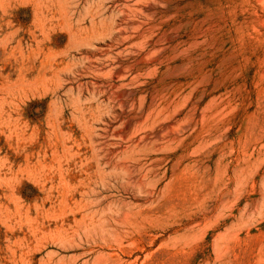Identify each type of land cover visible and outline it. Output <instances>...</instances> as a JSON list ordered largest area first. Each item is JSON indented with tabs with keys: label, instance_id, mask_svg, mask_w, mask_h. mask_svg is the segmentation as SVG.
I'll return each instance as SVG.
<instances>
[{
	"label": "rangeland",
	"instance_id": "rangeland-1",
	"mask_svg": "<svg viewBox=\"0 0 264 264\" xmlns=\"http://www.w3.org/2000/svg\"><path fill=\"white\" fill-rule=\"evenodd\" d=\"M263 6L0 0V264H264Z\"/></svg>",
	"mask_w": 264,
	"mask_h": 264
},
{
	"label": "bare ground",
	"instance_id": "bare-ground-1",
	"mask_svg": "<svg viewBox=\"0 0 264 264\" xmlns=\"http://www.w3.org/2000/svg\"><path fill=\"white\" fill-rule=\"evenodd\" d=\"M148 2V1H147ZM145 5V4H144ZM264 7V6H263ZM140 12V11H139ZM142 13V12H141ZM127 15V14H126ZM134 16V15H133ZM126 18V17H125ZM134 18V17H133ZM135 19V18H134ZM168 19V18H167ZM163 20V19H162ZM262 21V20H261ZM138 22V21H137ZM140 22H142V21H140ZM145 23V22H144ZM147 23V22H146ZM155 24V23H154ZM142 25V24H141ZM141 25H138L139 26V28H138V30L137 31H139V29H141L140 28V26ZM152 25V24H151ZM134 27V26H133ZM150 27H152V26H150ZM150 27H148V28H150ZM155 27H157V24L154 26V27H152V28H155ZM160 27V26H159ZM152 28H150L151 30H153ZM134 29H137V27H134ZM146 29H147V27H146ZM134 31V30H133ZM136 31V30H135ZM136 31V32H137ZM150 32V31H149ZM142 34H143V31L141 32ZM144 35V34H143ZM145 35L147 36V35H150V34H146L145 33ZM152 35V34H151ZM150 35V36H151ZM132 36V35H131ZM134 36V35H133ZM132 36V37H133ZM145 36V37H146ZM140 37H141V35H140ZM144 37V36H143ZM144 37V38H145ZM149 37V36H148ZM128 39V38H127ZM148 39V38H147ZM146 40V39H145ZM141 41V40H140ZM143 41V40H142ZM156 42V41H155ZM197 42V41H196ZM139 43V42H138ZM134 44V43H133ZM132 44V45H133ZM137 44V43H136ZM140 44H141V42H140ZM197 44V43H196ZM131 44H130V46H132ZM142 45V44H141ZM140 45V46H141ZM134 46V45H133ZM139 46V47H140ZM138 47V48H139ZM137 48V47H136ZM141 49H143V47L141 48ZM141 52V51H140ZM151 52V51H150ZM149 52V53H150ZM154 52V51H153ZM155 52H156V50H155ZM139 53V52H138ZM148 53V52H147ZM148 53V54H149ZM183 53V52H182ZM147 55V54H146ZM152 55V54H151ZM145 56V55H144ZM174 56V55H173ZM148 58H150V57H148ZM157 58V57H156ZM141 59V58H140ZM145 59V58H144ZM143 60V59H142ZM141 60V61H142ZM145 60H147L148 61V59H145ZM138 61V60H137ZM150 61H152V59L150 60ZM134 64V63H133ZM103 66V65H102ZM131 66V65H130ZM134 66V65H133ZM125 69L127 68L126 66L124 67ZM156 68V67H155ZM154 67H153V71H154V69H155ZM123 69V68H122ZM124 69V70H125ZM128 70H129V68H128ZM119 71V70H118ZM123 71V70H122ZM122 71H120V72H122ZM126 71H127V69H126ZM151 71V70H150ZM120 72H116L118 75H120ZM124 72V71H123ZM126 73V72H125ZM125 73H122V74H125ZM143 73V72H142ZM116 74V75H117ZM139 74V73H138ZM115 75V76H116ZM147 75V74H146ZM111 76H113V75H111ZM137 76H139V75H137ZM136 76V77H137ZM148 76H149V74H148ZM118 77H122L121 75L120 76H118ZM117 77V78H118ZM147 77V76H146ZM123 78V77H122ZM119 79V78H118ZM121 79V78H120ZM115 80H116V78H115ZM132 80V79H131ZM135 79H133V81H134ZM120 84H122V83H120ZM119 85V84H118ZM114 87V86H113ZM121 87V86H120ZM165 89V88H164ZM181 90V89H180ZM173 92V91H172ZM179 92V91H178ZM182 92H183V90H182ZM168 93H169V91H168ZM190 93V92H189ZM179 95V94H178ZM184 95V94H183ZM119 96V95H118ZM168 96H171V95H168ZM167 95L165 96V98L166 97H168ZM120 97H121V95H120ZM177 97V96H176ZM183 97V96H182ZM153 98H154V96H153ZM157 98V97H156ZM155 98V99H156ZM160 98V97H159ZM158 98V99H159ZM174 98V97H173ZM173 98H171L172 99V101H170L169 102V99H168V103H166V101H164V105L162 106V108L160 109V111L158 112V114L156 115V113L154 112V116L156 115V119H158V120H161V121H163V122H165V121H169V120H171V119H173L174 118V116L177 114V112H178V110H177V112L175 111V108H176V106L179 104V100L181 99V97L180 96H178L177 97V99H175L174 101H173ZM186 98L187 97H185V98H182L184 101L186 100ZM152 99V98H151ZM158 99H157V101H158ZM167 100V99H166ZM156 101V100H155ZM159 101H160V99H159ZM182 101V100H181ZM186 102V101H185ZM151 103V106H152V102H150ZM154 103V102H153ZM156 103H158V102H156ZM157 105V104H156ZM182 105H184V104H182ZM208 105V104H207ZM180 106V105H179ZM185 106V105H184ZM177 109H178V107H177ZM150 110V109H149ZM148 110V111H149ZM155 111H157V110H155ZM188 112V111H187ZM150 113H152L151 112V110H150V112H149V114ZM142 115V114H141ZM203 115V114H202ZM140 116V115H139ZM138 116V117H139ZM145 116V115H144ZM141 117V116H140ZM150 117V116H149ZM147 118V117H146ZM204 118V117H203ZM135 119H136V117H135ZM150 119H151V117H150ZM155 119V120H156ZM178 119V117L176 118V120ZM183 119V118H182ZM181 119V120H182ZM128 120V119H127ZM126 120V121H127ZM142 120V119H141ZM154 120V121H155ZM184 120V119H183ZM135 121H137V120H135ZM140 121V120H139ZM174 121V120H173ZM179 121V120H178ZM177 121V122H178ZM129 122V121H128ZM134 122V121H133ZM150 122H151V120H150ZM150 122H149V124H150ZM170 122V121H169ZM176 122V121H175ZM136 123H138V122H136ZM140 123V122H139ZM147 123V122H146ZM161 123V122H160ZM185 123H187V122H181V123H179L178 125H177V123H171V124H169L168 123V125L165 127V130H166V136L168 137V141H170V142H173V143H176V144H181L182 142H183V139L182 138H180V137H178L179 135L176 133V129H179L180 127H182ZM125 124V123H124ZM132 124V123H131ZM153 124V123H152ZM156 124V123H155ZM128 125H130V124H128ZM145 125V124H144ZM174 126H176L175 128H174ZM131 127V126H130ZM129 127V128H130ZM133 127V126H132ZM138 127V126H137ZM160 127V126H159ZM139 129V128H138ZM143 129V128H142ZM145 129H146V127H145ZM162 129V128H161ZM162 131V130H161ZM163 132H165V131H162L161 133H163ZM157 136H159V137H161L160 135H157ZM165 136V135H164ZM162 138H163V136H162ZM163 140H165V137H164V139ZM167 140V139H166ZM160 141V140H159ZM164 143V142H163ZM161 144V143H160ZM165 144V143H164Z\"/></svg>",
	"mask_w": 264,
	"mask_h": 264
}]
</instances>
